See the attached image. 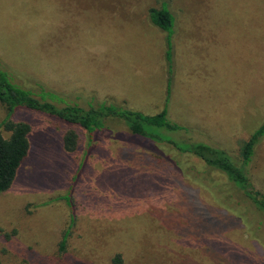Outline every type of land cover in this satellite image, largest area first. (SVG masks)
Here are the masks:
<instances>
[{"label": "rangeland", "instance_id": "obj_1", "mask_svg": "<svg viewBox=\"0 0 264 264\" xmlns=\"http://www.w3.org/2000/svg\"><path fill=\"white\" fill-rule=\"evenodd\" d=\"M162 6L175 17L168 119L183 130L152 131L221 148L240 166L264 120V0H0V63L42 100L156 112L166 43L148 10ZM5 117L0 103V124ZM11 117L30 125V148L0 196V264H113L117 255L122 264H264V214L222 173L200 174L203 162L117 121L88 150L89 135L76 130L70 153L63 123L26 109ZM181 160L201 187L192 171L175 179ZM243 170L264 194V136ZM75 219L60 257V228Z\"/></svg>", "mask_w": 264, "mask_h": 264}, {"label": "trees", "instance_id": "obj_2", "mask_svg": "<svg viewBox=\"0 0 264 264\" xmlns=\"http://www.w3.org/2000/svg\"><path fill=\"white\" fill-rule=\"evenodd\" d=\"M148 20L154 27L165 34L166 43L165 66L168 76L166 96L163 108L155 114H143L139 111L127 109L124 106L106 101L80 106L78 104L64 103V100L63 102H50L48 99L47 101L42 100L36 91L24 88L15 82L14 73L0 63V103L6 108V117L3 123L0 124V196L12 187L18 170L29 153L30 125L24 121L16 122L11 117L16 110L26 109L40 112L63 123L68 129L63 135L62 145L64 150L70 153L75 152L79 148V135L76 130L82 129L89 135L88 150L92 138L101 134L103 128H105L104 124L107 119L117 121L116 123H122L128 130L124 132L129 135L139 136L155 143L167 142L178 151L181 157L191 156L194 160L203 162L205 169L200 174L207 172L209 169L222 173L230 183L236 186L252 202L257 210L264 214V194L254 188L243 170V167L250 163L255 146L264 136V120L243 144L240 153V166L234 160L232 162L230 156L221 148L212 147L202 142H195L192 139H188L187 143L184 144L178 143V140L175 139L165 141L153 133V129L181 131L183 128L176 123L170 122L168 119L169 87L172 75L170 57L172 46L170 36H172L175 28V17L166 6H162L160 8H150L148 10ZM59 98L62 99L64 97L61 95ZM2 126L9 133L8 138L3 136L1 132ZM93 135L95 136L92 137ZM121 137H125V135L123 134ZM155 150L153 146L149 145V151L154 153ZM160 154L164 158H168L163 152H160ZM182 160L181 163H183ZM168 161L172 165L171 159ZM175 164L174 161V167L172 166V168L176 172L175 179L178 180L179 184L184 181L185 177L179 176L178 173L187 170L195 173V176L191 178V183L201 187L204 180L199 177V174L195 170L190 169L189 166H185L184 163L183 167H176ZM63 197L65 196L60 198ZM75 220H71L70 224L67 223L60 228L61 231H59V242L57 245L60 257L67 252L66 248L68 239L73 232L72 229L78 225L77 219ZM112 263L122 264L119 255L112 259Z\"/></svg>", "mask_w": 264, "mask_h": 264}, {"label": "crops", "instance_id": "obj_3", "mask_svg": "<svg viewBox=\"0 0 264 264\" xmlns=\"http://www.w3.org/2000/svg\"><path fill=\"white\" fill-rule=\"evenodd\" d=\"M166 51V50H165ZM159 111V110H158ZM158 111H156V112H151L150 114H155V113H157Z\"/></svg>", "mask_w": 264, "mask_h": 264}]
</instances>
